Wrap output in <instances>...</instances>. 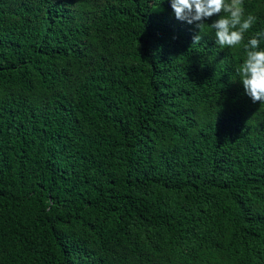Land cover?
I'll return each mask as SVG.
<instances>
[{
    "label": "trees",
    "instance_id": "obj_1",
    "mask_svg": "<svg viewBox=\"0 0 264 264\" xmlns=\"http://www.w3.org/2000/svg\"><path fill=\"white\" fill-rule=\"evenodd\" d=\"M198 32L169 0H0V264H264V104Z\"/></svg>",
    "mask_w": 264,
    "mask_h": 264
},
{
    "label": "clouds",
    "instance_id": "obj_2",
    "mask_svg": "<svg viewBox=\"0 0 264 264\" xmlns=\"http://www.w3.org/2000/svg\"><path fill=\"white\" fill-rule=\"evenodd\" d=\"M175 18L194 24L199 32L193 36V43L201 41L204 28L214 35L220 49L237 48L243 45V62L235 68L244 93L253 103L264 104V48L260 47L264 31L257 32L244 42L245 33L256 21L252 14H245L244 0H169ZM218 17L210 24L206 19Z\"/></svg>",
    "mask_w": 264,
    "mask_h": 264
}]
</instances>
